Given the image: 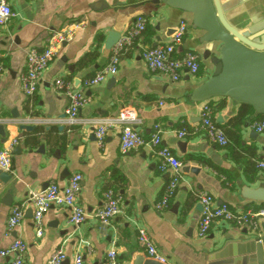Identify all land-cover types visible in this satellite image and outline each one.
<instances>
[{"label":"crops","instance_id":"crops-1","mask_svg":"<svg viewBox=\"0 0 264 264\" xmlns=\"http://www.w3.org/2000/svg\"><path fill=\"white\" fill-rule=\"evenodd\" d=\"M153 1L7 0L14 16L0 27L4 69L0 74V125L4 127L0 148H11L8 173L12 178L7 183L0 180V253L19 239L27 245L24 264H48L50 256L62 248L64 264H72L77 254L84 264H102L112 249L122 264H163L151 258L139 242L138 231L143 228L168 264H257V240L264 235V225L258 234L214 224L208 236L199 237L198 229L203 193L239 212L264 204L248 199L253 190L264 186V172L257 167L264 158V132L252 128L264 116L254 110L245 112L228 98L192 101L194 90L213 75L210 58L200 59L197 75L183 72L176 82L148 69L142 59L144 50L170 43L182 20L188 29L174 58L188 51L203 55L212 47L201 42L205 32L193 28L192 13ZM217 1L230 27L249 33L250 39L264 35V0ZM138 17L147 19V29L122 57L117 73L98 85L83 87L85 80L110 62L113 51L105 49L108 33L116 31L122 37ZM70 24L82 27L72 41L59 47L35 95L25 96L21 77L27 72V53L44 50L49 38ZM57 80L70 83L89 98L74 124L67 116L68 98L55 87ZM206 105L225 131L226 147L212 143L202 129ZM125 111L134 114L133 127L146 139L159 126L163 145L183 165L182 181L161 211L156 207L170 175L158 169V159L149 147L121 153L125 124L119 118ZM243 111L245 115L239 117ZM15 114L19 117L14 118ZM22 124L34 130L21 131ZM102 125L108 130L100 147L95 131ZM183 131L186 135L180 137ZM75 174L83 178L78 203L87 212V221L72 225L69 210L53 206L44 214V233L38 237L31 196L44 192L47 184L63 188ZM108 190L120 198L121 212L103 225L92 215L103 207ZM15 206L23 207L24 217L8 234ZM10 258L0 255V264Z\"/></svg>","mask_w":264,"mask_h":264},{"label":"built area","instance_id":"built-area-1","mask_svg":"<svg viewBox=\"0 0 264 264\" xmlns=\"http://www.w3.org/2000/svg\"><path fill=\"white\" fill-rule=\"evenodd\" d=\"M14 13L7 0H0V27L8 24ZM148 21L144 17H138L134 25L123 35L117 44L112 48V56L110 62L104 69L98 72L94 77L87 79L83 83V87L88 88L100 84L108 76H114L117 71L122 57L134 45L141 35L146 31ZM82 27L81 24H70L63 30L53 34L46 48L42 51L32 49L27 53L26 67L27 72L21 77V87L23 94L32 97L38 90L41 78L54 60L59 47L64 43L73 40L76 32ZM188 26L182 20L179 22L170 43L157 46L155 48L144 50L142 59L146 63L148 69L152 73L166 75L174 82L179 81L181 74L187 72L190 75H197L201 69V60L199 55L193 51H188L180 58H174L177 46L181 45L186 35ZM4 69L0 65V74ZM56 89L64 92L69 100L67 116L71 124L76 123L79 111L88 102L89 98L84 91L74 88L70 83L57 80ZM202 129L207 138L221 147H226L229 140L225 131L216 124L213 119V111L210 106H205L201 114ZM135 116L129 111H125L119 118L120 123H124L120 135V151L127 154L131 151L149 147L154 156L158 159V169L163 173H169L170 179L168 187L164 195L157 204L159 211L168 206L170 199L175 195L181 181L183 165L174 155L173 151L163 145L162 130L159 126L149 139L140 134L133 125L135 124ZM252 128L257 133L264 132V118L252 123ZM108 128L100 126L95 131V136L100 147L104 146L106 133ZM186 133H180V137H184ZM11 148H0V171L9 172L11 170ZM257 167L264 172V158L257 162ZM83 178L80 174H75L68 179L65 187L61 188L57 184H51L44 192L38 195H32L30 203L33 207V226L38 237H42L44 233L43 217L44 214L53 206L64 207L69 210V222L72 225L79 226L87 221L88 214L78 203V197L82 191ZM200 204L202 207V215L199 223V237L209 235L214 224L222 226L230 225L237 228H244L251 233L258 234L264 225V204L257 209L248 210L246 212L235 211L227 204H216L214 198L206 193L200 195ZM121 212L120 198L112 191L108 190L104 193V205L97 210L92 218L103 225H108ZM24 211L22 206H15L7 223V232L11 233L22 221ZM139 242L145 245L149 256L160 263L168 264V261L157 250L156 246L150 239L147 231L140 228L138 231ZM27 245L17 239L8 249L1 251L2 257L11 256L6 264H24V254ZM66 254L62 249L54 252L48 261V264H64ZM72 264H84L83 257L77 254ZM102 264H122L115 249L108 252Z\"/></svg>","mask_w":264,"mask_h":264},{"label":"water","instance_id":"water-1","mask_svg":"<svg viewBox=\"0 0 264 264\" xmlns=\"http://www.w3.org/2000/svg\"><path fill=\"white\" fill-rule=\"evenodd\" d=\"M153 2L164 3L172 8L192 13L193 28L205 32L201 42L212 46L203 55H199V58L201 60L210 58L214 65L213 75L194 90L192 101L205 102L214 98H228L264 116V37L262 38L264 35L250 39L249 33H239L230 27L222 18L217 0H155ZM120 38L119 32L110 31L105 49L111 50ZM257 39L259 41H256ZM18 117L19 115H14V118ZM3 128L0 125L2 136H4ZM20 130L33 131L34 127L22 124ZM20 148L17 146L18 150ZM0 173L2 183L11 180L12 176L8 172L0 171ZM44 187L48 188V184ZM248 199L264 203V186L253 190ZM256 259L257 264H264V235L257 240Z\"/></svg>","mask_w":264,"mask_h":264},{"label":"trees","instance_id":"trees-1","mask_svg":"<svg viewBox=\"0 0 264 264\" xmlns=\"http://www.w3.org/2000/svg\"><path fill=\"white\" fill-rule=\"evenodd\" d=\"M242 107H243V109H244L245 112H252L253 111V109L250 108V107H248V106L242 105ZM244 111L242 113H240V116L239 117H243V115H245V112Z\"/></svg>","mask_w":264,"mask_h":264}]
</instances>
